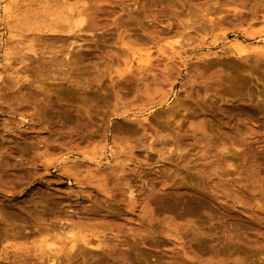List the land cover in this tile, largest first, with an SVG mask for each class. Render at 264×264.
Returning <instances> with one entry per match:
<instances>
[{
	"label": "rangeland",
	"instance_id": "obj_1",
	"mask_svg": "<svg viewBox=\"0 0 264 264\" xmlns=\"http://www.w3.org/2000/svg\"><path fill=\"white\" fill-rule=\"evenodd\" d=\"M48 258L264 264V0H0V264Z\"/></svg>",
	"mask_w": 264,
	"mask_h": 264
},
{
	"label": "bare ground",
	"instance_id": "obj_2",
	"mask_svg": "<svg viewBox=\"0 0 264 264\" xmlns=\"http://www.w3.org/2000/svg\"><path fill=\"white\" fill-rule=\"evenodd\" d=\"M10 10V9H9ZM80 12H79V10H77V14H79ZM82 21H83V19H82V17H76L75 18V20H74V23L78 26V25H82ZM16 36V35H15ZM15 38H17V37H15ZM19 42V41H18ZM72 43V41H70V44ZM234 49H235V51L238 53V54H240V55H244V53H246L249 49L247 48V46L244 44V43H242V42H240V41H238V42H234ZM252 49H257V50H259V49H261V46H258V45H256V46H254ZM63 233V235H64V233H67V231L66 232H62ZM68 237H70V239H69V242H70V247H74L75 246V243H76V239L78 238L77 237V235L74 233V232H72V233H70V235L68 236ZM67 237V238H68ZM59 242H61V241H59ZM63 242V241H62ZM54 243L53 242H47L46 243V245H48V247L49 246H51V245H53ZM48 262H49V264H55V261H54V259L53 258H48V260H47Z\"/></svg>",
	"mask_w": 264,
	"mask_h": 264
}]
</instances>
